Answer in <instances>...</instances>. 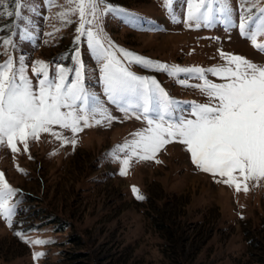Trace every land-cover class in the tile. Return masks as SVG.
I'll list each match as a JSON object with an SVG mask.
<instances>
[{
	"label": "rangeland",
	"instance_id": "obj_1",
	"mask_svg": "<svg viewBox=\"0 0 264 264\" xmlns=\"http://www.w3.org/2000/svg\"><path fill=\"white\" fill-rule=\"evenodd\" d=\"M226 3L227 15L217 12L207 26L202 21L196 27L184 22L186 0L169 5L165 0H102L96 20L78 33L77 11L59 15L75 7L69 0H20L19 16L16 0H0V63L11 57L19 67L23 61L35 86L33 61H44L55 76L58 67L77 66L72 56L79 50L89 108L97 102L106 110L90 119L91 126L81 123L74 136L53 126L63 139L74 138L75 145L41 133L39 139H29L27 152L20 143L15 153L0 146V172L19 190L9 200L15 205L10 222L0 216V264H264V179H250L247 191H237L222 182L225 178L199 170L177 141L150 160L129 156L127 147L120 150L118 145L133 139L131 133L148 125L141 110L133 106L126 113L122 109L127 105L108 100L101 61L86 35L92 28L105 47L111 41L115 48L169 66H225L221 52L264 66V51L253 47L239 28L241 16H261L264 0ZM256 40L264 44V34ZM124 63L138 75L154 77L174 99L166 120L192 118L188 102H209L195 87L202 83L195 74L170 76ZM68 77L71 82L75 72ZM149 116L156 118L155 113ZM126 157L129 164L121 175ZM132 186L144 199L135 198ZM37 252L44 255L34 259Z\"/></svg>",
	"mask_w": 264,
	"mask_h": 264
},
{
	"label": "snow or ice",
	"instance_id": "obj_2",
	"mask_svg": "<svg viewBox=\"0 0 264 264\" xmlns=\"http://www.w3.org/2000/svg\"><path fill=\"white\" fill-rule=\"evenodd\" d=\"M100 2L102 0H69L75 7L59 15L64 17L69 11H77L80 25L76 30L78 33L85 32V25H91L96 20ZM165 3L169 5L171 0H165ZM186 3L184 22H194L196 27H200L202 21L207 26L217 12L225 15L229 13L226 0H186ZM20 6V0H16L17 16L20 15ZM259 11L260 17L249 16L245 19L241 16L239 28L240 34L249 38L253 47L264 51V44L256 40L257 35L264 34V8ZM89 16L92 19H88ZM86 35L89 48L95 51L97 59L101 61L104 93L108 100L127 105L122 109L126 113L133 106L141 110L148 125L131 133L133 139L118 145L120 150L127 147L130 149L129 156L150 160L165 145L177 141L185 146L193 165L205 173L225 178L222 182L234 186L237 191L242 187L247 191L246 182L250 179H264V66L245 57L223 52L221 56L226 58L225 66L207 69L198 66H169L115 48L111 41L105 47L100 32L92 28H87ZM72 59L77 66L72 69L58 67L55 76H50L49 65L44 61H33L31 71L37 77L35 86L26 73L23 61L19 67L14 66L11 57L0 63V146H6L15 153L20 151L17 147L20 143L27 152L29 139H39L41 133H50L57 139H63L62 134L55 131L53 126L69 129L74 136L82 130L81 123L89 127V121L94 120L95 114L106 111L97 102H93L89 108L90 94L84 88V65L79 50ZM124 61L145 68H157L170 76L179 73L195 74L202 81L195 87L209 102H188L192 118L179 116L175 120L170 117L166 120L176 103L174 99L154 77L136 74ZM70 71L75 72V77L67 82ZM205 73H211L224 82L210 81ZM179 82L185 83L183 80ZM149 113H155L156 118H151ZM105 118L114 119L110 115ZM136 118L140 119L141 116L137 115ZM63 142L75 145L76 140L63 139ZM121 163V175H125L129 158L126 157ZM17 191L6 181L5 174L0 172V216L9 222L15 207L9 200ZM132 192L136 199H144L135 186H132ZM33 243L44 241L36 240ZM42 255L44 253L37 252L33 258Z\"/></svg>",
	"mask_w": 264,
	"mask_h": 264
},
{
	"label": "trees",
	"instance_id": "obj_3",
	"mask_svg": "<svg viewBox=\"0 0 264 264\" xmlns=\"http://www.w3.org/2000/svg\"><path fill=\"white\" fill-rule=\"evenodd\" d=\"M62 227H63V226H62V225H60V227H59V228L61 229Z\"/></svg>",
	"mask_w": 264,
	"mask_h": 264
},
{
	"label": "bare ground",
	"instance_id": "obj_4",
	"mask_svg": "<svg viewBox=\"0 0 264 264\" xmlns=\"http://www.w3.org/2000/svg\"><path fill=\"white\" fill-rule=\"evenodd\" d=\"M207 190V189H206Z\"/></svg>",
	"mask_w": 264,
	"mask_h": 264
}]
</instances>
